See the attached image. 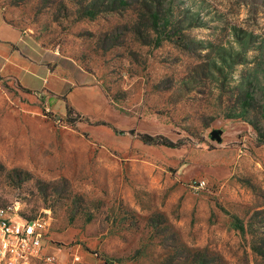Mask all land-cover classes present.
I'll use <instances>...</instances> for the list:
<instances>
[{
  "label": "rangeland",
  "instance_id": "1",
  "mask_svg": "<svg viewBox=\"0 0 264 264\" xmlns=\"http://www.w3.org/2000/svg\"><path fill=\"white\" fill-rule=\"evenodd\" d=\"M259 132L264 0H0V208L44 221L31 264H264Z\"/></svg>",
  "mask_w": 264,
  "mask_h": 264
},
{
  "label": "built area",
  "instance_id": "2",
  "mask_svg": "<svg viewBox=\"0 0 264 264\" xmlns=\"http://www.w3.org/2000/svg\"><path fill=\"white\" fill-rule=\"evenodd\" d=\"M45 223L30 221L18 207L0 208V264H31L43 259Z\"/></svg>",
  "mask_w": 264,
  "mask_h": 264
},
{
  "label": "trees",
  "instance_id": "3",
  "mask_svg": "<svg viewBox=\"0 0 264 264\" xmlns=\"http://www.w3.org/2000/svg\"><path fill=\"white\" fill-rule=\"evenodd\" d=\"M22 88H23V90L26 93L30 94L32 92V90L29 89V88H26V87H23V86H22ZM66 108L68 110V114L69 115H72L74 113L73 107H71L68 103L66 104ZM74 122H76V120H74L73 123ZM131 133L132 134H136V131L132 130ZM259 133H260V140L262 142H264L263 133H261V132H259ZM137 137L143 143L148 144V145L165 146V147L172 148V149L178 148L180 146L179 143H176L173 140H171L170 138H168L166 136H163V135H154L153 136V135H150V134H137Z\"/></svg>",
  "mask_w": 264,
  "mask_h": 264
},
{
  "label": "water",
  "instance_id": "4",
  "mask_svg": "<svg viewBox=\"0 0 264 264\" xmlns=\"http://www.w3.org/2000/svg\"><path fill=\"white\" fill-rule=\"evenodd\" d=\"M211 136H212L213 140H217L218 142H222V137H221V135H220V133L218 131H216V130L213 131Z\"/></svg>",
  "mask_w": 264,
  "mask_h": 264
},
{
  "label": "crops",
  "instance_id": "5",
  "mask_svg": "<svg viewBox=\"0 0 264 264\" xmlns=\"http://www.w3.org/2000/svg\"><path fill=\"white\" fill-rule=\"evenodd\" d=\"M3 20H4L5 24H7L10 28H13L14 30H15V29L18 30L17 28H15V27L9 25V24L5 21L4 16H3ZM18 31H19V30H18ZM19 32H20V31H19Z\"/></svg>",
  "mask_w": 264,
  "mask_h": 264
}]
</instances>
